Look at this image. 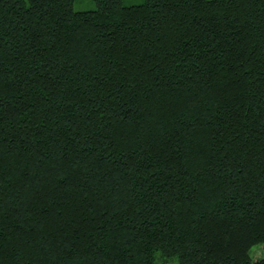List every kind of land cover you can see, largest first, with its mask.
<instances>
[{"label": "trees", "instance_id": "trees-1", "mask_svg": "<svg viewBox=\"0 0 264 264\" xmlns=\"http://www.w3.org/2000/svg\"><path fill=\"white\" fill-rule=\"evenodd\" d=\"M0 0V264H264V0Z\"/></svg>", "mask_w": 264, "mask_h": 264}, {"label": "rangeland", "instance_id": "rangeland-1", "mask_svg": "<svg viewBox=\"0 0 264 264\" xmlns=\"http://www.w3.org/2000/svg\"><path fill=\"white\" fill-rule=\"evenodd\" d=\"M123 4L126 6H130V5H138L143 3L144 0H122ZM94 7V1L93 0H76L74 3V9L76 11H89V10H93ZM251 255L253 260H256L258 258H263L264 257V244L260 245V246H255L252 250H251ZM159 255H157V264H159L158 262L160 261L158 257ZM167 264H177V259L174 258L171 261H169V263Z\"/></svg>", "mask_w": 264, "mask_h": 264}]
</instances>
